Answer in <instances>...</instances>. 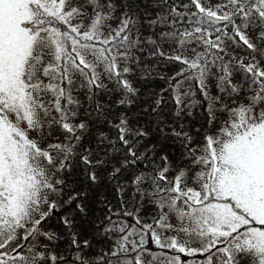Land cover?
Instances as JSON below:
<instances>
[{
	"label": "snow or ice",
	"instance_id": "snow-or-ice-1",
	"mask_svg": "<svg viewBox=\"0 0 264 264\" xmlns=\"http://www.w3.org/2000/svg\"><path fill=\"white\" fill-rule=\"evenodd\" d=\"M207 3L0 0V264H264V0ZM145 53L179 69L171 121L162 95L139 106L151 127L131 111ZM124 172L113 195L151 222L112 219L101 181Z\"/></svg>",
	"mask_w": 264,
	"mask_h": 264
},
{
	"label": "rangeland",
	"instance_id": "rangeland-1",
	"mask_svg": "<svg viewBox=\"0 0 264 264\" xmlns=\"http://www.w3.org/2000/svg\"><path fill=\"white\" fill-rule=\"evenodd\" d=\"M134 3L133 5L136 6H140L143 7V5L141 4V0H133ZM119 4H123V0H118ZM170 2H172V0H170ZM184 3H188L189 0H183ZM220 2V0H208V3L205 5L206 7L215 3ZM124 5V4H123ZM194 10L193 8H190L189 11ZM63 27V26H61ZM144 32L147 34L148 33V29L145 28ZM254 35V34H253ZM168 47V46H167ZM168 52H170V49H166ZM230 51L236 52L238 55H244L245 53L239 49L236 48L235 46H232L230 48ZM158 59V57H148L147 53L144 54V56L141 57V67L136 69L134 74L130 77L133 85L138 89L140 94H145L146 97H148V104H154L153 100H150V97H154V95H162L160 94V91H162V89L164 90L163 95H165L166 98H172V91H171V87L169 85V80L168 77H170L174 72L178 71V67L175 65H168L166 67H161V63L160 62H155ZM154 73V74H153ZM153 74V75H151ZM151 76L150 78H155L154 80H152L149 83V87L147 88H140L141 85V80L142 77H148ZM160 77H164L163 79H161ZM238 79V77H237ZM160 80H162V82H160ZM169 86V87H168ZM112 85L109 84V88H111ZM168 87V88H167ZM185 87H187V85H185ZM145 92V93H143ZM198 95V93H197ZM164 96L163 98L166 99ZM79 98L84 101L85 97H84V92L81 91L79 93ZM119 98V94H113L111 95V97L109 98V96H105V95H99V99L101 101L104 100H109L111 103H114L116 99ZM146 104V101L143 100L142 102L138 103L137 105L132 106L131 111L133 113H136L139 121L141 124H144L147 127H151L152 125H154L155 123V116H150L148 114L143 113L140 110V105H148ZM85 106H87V103L85 104ZM94 106V105H93ZM200 105H198L196 108L193 109V116L192 117H184V122L188 123L189 121L191 122L192 125V131L195 134V129L196 127L199 126L200 123L203 122V120L201 119L203 117L202 112L199 110L200 109ZM115 111H125V107L121 106L120 108L115 109ZM150 111V109H149ZM171 113H172V109L169 106V103L165 104L162 107V114L165 115L166 117L169 118V121H171ZM145 115V116H144ZM140 116H144L143 118ZM147 116V117H146ZM84 109L81 108V116L80 119H84ZM150 122V123H149ZM101 130L103 131H107V128L104 127ZM96 129L93 128L92 132L95 133ZM85 143H88V139H85ZM170 148H172L174 150V152L179 151L178 147H175L173 145H169ZM173 159H175L174 155H173ZM137 169H139L140 167H142V165H136L135 166ZM128 172H124L122 173L117 180H103L101 181V188L104 191H107L109 193V200L111 201V209L113 211V217L112 219L117 221L118 223H123V224H127V225H133L135 222V216L136 215H140L141 218L147 222H151V216L149 215L154 209L153 207L147 202V201H140L139 195L137 194L135 197H133L132 195V189H129L128 192L125 194L124 196V200L125 203L122 205L119 198L115 197L113 195V190L115 188V186L117 185V183H125L128 181ZM139 209V212H137L136 210ZM127 210L131 213H133L132 216H125L123 215L124 211ZM95 211H96V215H100L102 212L106 211L105 206L104 205H96L95 206ZM50 226H55L57 228V230L62 231L60 225L57 222L56 217H53L52 220L49 223H46L44 225L45 228H48ZM88 227V226H86ZM89 231H91V228L89 227ZM119 235V233H113V237ZM132 239L135 240H139V237H132ZM148 238L146 237V243H147ZM145 243V246H146ZM155 246V245H153ZM65 248V244L63 242H61L59 244V248L57 249V251H63ZM104 250H109V245L105 244L103 245ZM171 251V250H170ZM156 252H153V255H155ZM135 253L130 252L129 256H134ZM159 256V255H157ZM201 258V257H200ZM67 260H68V264H71L72 262V254L71 251H69V254L67 256ZM197 264H199V262L197 261ZM241 264H248L247 260H242Z\"/></svg>",
	"mask_w": 264,
	"mask_h": 264
}]
</instances>
